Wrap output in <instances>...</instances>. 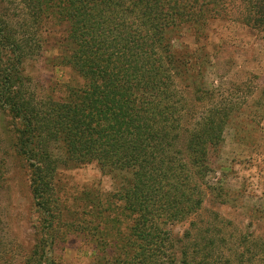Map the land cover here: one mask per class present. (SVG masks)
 Returning a JSON list of instances; mask_svg holds the SVG:
<instances>
[{
	"label": "trees",
	"instance_id": "obj_1",
	"mask_svg": "<svg viewBox=\"0 0 264 264\" xmlns=\"http://www.w3.org/2000/svg\"><path fill=\"white\" fill-rule=\"evenodd\" d=\"M232 18L264 33V0H0V198L8 134L39 228L18 264H57L66 230L94 242L88 264H264V234L204 207L208 190L228 200L204 176L256 88L228 81L207 47L210 22ZM48 34L72 73L59 96L26 67ZM62 162L96 163L115 184L82 197L76 229L56 202ZM14 256L0 235V264Z\"/></svg>",
	"mask_w": 264,
	"mask_h": 264
},
{
	"label": "rangeland",
	"instance_id": "obj_2",
	"mask_svg": "<svg viewBox=\"0 0 264 264\" xmlns=\"http://www.w3.org/2000/svg\"><path fill=\"white\" fill-rule=\"evenodd\" d=\"M209 27L207 47L219 58L220 72L226 73L228 81L250 79L256 88L245 105L247 115H242L237 125L224 132L219 157L214 158L217 167L204 176L205 183L217 186L228 200L222 202L208 190L204 207L217 210L242 230L264 234V33L233 18L211 21ZM184 39L189 43L193 40L188 34ZM58 44L59 40L48 34L41 55L28 61L26 66L43 92L52 91L57 96L63 95L64 87L72 80L71 70L59 62ZM213 71L209 68L207 72L209 82L216 79ZM3 148L8 186L0 198V235L8 245L15 247L14 259L8 264H18L38 240V218L28 176L15 155L8 134L4 136ZM54 185L60 213L69 225L74 223L73 229H76V219H81L84 211L81 206L83 196L115 189L112 177L103 173L96 163H60ZM228 191L231 193L227 194ZM188 226L189 221L176 223L173 232L181 236ZM63 235L64 239L52 250L56 263H90L97 253L94 242L86 240L76 230H66Z\"/></svg>",
	"mask_w": 264,
	"mask_h": 264
}]
</instances>
